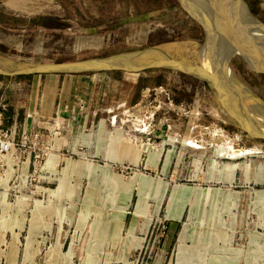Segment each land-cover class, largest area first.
I'll list each match as a JSON object with an SVG mask.
<instances>
[{
  "label": "rangeland",
  "instance_id": "374dc122",
  "mask_svg": "<svg viewBox=\"0 0 264 264\" xmlns=\"http://www.w3.org/2000/svg\"><path fill=\"white\" fill-rule=\"evenodd\" d=\"M235 1L224 12L220 0H197L201 10L182 0H0V57L48 63L164 46L162 55L206 64L264 101L255 51L264 39L234 26L264 32V0ZM187 9L211 16L201 18L213 28L205 26L208 40ZM152 10L159 13L148 21L115 25ZM31 17L57 25L32 26ZM222 19L234 30L227 24L224 33ZM198 69L209 82L149 69L169 80L138 108L155 112L151 130L71 129L56 115L41 139L32 119L21 138L15 125L2 129L28 83L1 79L14 87L0 99V264H264V140L234 126L216 94L221 84ZM224 80L225 95L242 94ZM104 152L118 158L106 166Z\"/></svg>",
  "mask_w": 264,
  "mask_h": 264
},
{
  "label": "crops",
  "instance_id": "0c3cea01",
  "mask_svg": "<svg viewBox=\"0 0 264 264\" xmlns=\"http://www.w3.org/2000/svg\"><path fill=\"white\" fill-rule=\"evenodd\" d=\"M168 83L165 70L35 74L26 86L22 85L27 93L22 100L24 105L19 107L10 102L7 106L11 118L2 129L10 131L15 125V135L21 138L31 130L28 127L32 119L33 137L37 133L41 139L51 131V120L59 115L68 122L71 129H84L96 123L102 128L119 124L130 130L142 124L151 130L154 128L155 112L138 108L144 105L150 94L162 90ZM14 85L19 87L21 84ZM1 87L3 98L7 89L14 86L0 82ZM20 124H23L22 128ZM40 147L43 148V145L40 144ZM112 157L114 160L118 158L116 153L104 152V165L110 166L113 163ZM53 161L56 159H49V163Z\"/></svg>",
  "mask_w": 264,
  "mask_h": 264
},
{
  "label": "water",
  "instance_id": "95a60500",
  "mask_svg": "<svg viewBox=\"0 0 264 264\" xmlns=\"http://www.w3.org/2000/svg\"><path fill=\"white\" fill-rule=\"evenodd\" d=\"M227 5V3H226ZM228 6V5H227ZM248 11V10H247ZM249 12V11H248ZM159 13V10H152L136 15H131L118 19L115 25H123L127 23H141L150 20ZM250 14V13H249ZM251 15V14H250ZM252 16V15H251ZM253 17V16H252ZM258 22V21H257ZM259 23V22H258ZM203 28L204 25L201 22ZM260 24V23H259ZM262 25V24H261ZM264 26V25H262ZM205 31V28H204ZM205 35H207L205 31ZM256 42V43H255ZM259 46L260 42L254 41ZM164 46L154 47L150 49H142L139 51L123 52L110 56L90 57L79 60L57 61L48 63L23 62L14 59H6L0 57L3 66H0V75L16 76L26 74H49V73H70V72H89V71H127L140 72L148 69L165 68L175 69L183 72H190L208 81L209 74L199 72L198 65L192 66L174 57H166L162 55ZM259 49H255L256 53ZM261 52L259 51V54ZM260 58L264 61V55L260 54ZM197 70H196V69ZM264 71V68H259ZM211 78V76H209ZM220 78V77H219ZM214 79V77H212ZM221 79V78H220ZM217 79L222 85L215 86L216 94L220 96L221 103L228 116L236 123L234 126L245 131L252 137L264 140V132L256 131L254 128H264V101L252 92L244 91L242 94L237 92L224 94L226 88L223 80Z\"/></svg>",
  "mask_w": 264,
  "mask_h": 264
},
{
  "label": "bare ground",
  "instance_id": "6f19581e",
  "mask_svg": "<svg viewBox=\"0 0 264 264\" xmlns=\"http://www.w3.org/2000/svg\"><path fill=\"white\" fill-rule=\"evenodd\" d=\"M183 1V4H184V2L186 3V4H188L193 10H197V8H198V10H201V4L199 3V2H197V0H182ZM211 2V1H210ZM220 2L222 3V6H223V8L221 7V9H223V11L225 12V10L226 11H229L230 9H232V8H236V6L237 5H239V4H237V2L235 1V0H220ZM226 3H227V5H226ZM240 11L238 12V13H240V17L241 18H243V19H245V20H247V17H246V14L244 13V10H242L243 8L242 7H240ZM188 10V9H187ZM189 11V10H188ZM190 12V11H189ZM200 12V14H201V18H203L204 16H206L205 15V13H203V11H199ZM191 13V12H190ZM192 14V13H191ZM196 19H198L200 22H205V21H202L201 20V18L199 17V16H197V15H195V14H192ZM209 17H211V16H209ZM209 17H207V18H205L204 17V19H208ZM213 19V18H212ZM211 19V20H212ZM214 20V19H213ZM208 21L209 22H211L210 21V18L208 19ZM206 22H207V20H206ZM213 22V21H212ZM250 22V21H249ZM208 23V22H207ZM226 23V24H225ZM220 25H221V27H222V31L225 33L226 32V29H227V24L229 25V27L231 28V29H233V27H231L232 26V22H230V21H227V20H221L220 21V23H219ZM204 25V24H203ZM212 25H213V23H212ZM234 25V24H233ZM205 26H207V25H205ZM204 26V28H205V31H206V27ZM235 26V28L240 32V33H244V31L245 32H247L249 35H251V36H255V39L256 40H261V39H264V34H262V33H264V32H262V30L261 31H259V30H257L258 29V27H256V28H253V25H251V23H249L248 24V28L245 30V29H243V28H241V26H236V25H234ZM209 26H207V28H208ZM208 29H212L213 30V28H208ZM234 30V29H233ZM209 32V31H208ZM262 32V33H261ZM206 33H207V31H206ZM210 33V32H209ZM233 34H236V33H233ZM228 35V34H227ZM235 37H236V35H235ZM207 40H208V34H207ZM206 47H208V45L206 46ZM207 49V48H206ZM237 49H239L238 48V46H237ZM259 49V48H258ZM240 50H242V49H240ZM259 51L261 52V54L262 53H264V49H259ZM202 52V51H201ZM208 52H211L209 49H208ZM242 52V51H241ZM249 52L250 51H246L245 53L246 54H244V52H243V55H245V56H247V57H250L251 55H249ZM251 53V52H250ZM209 54V53H208ZM200 55H201V53H200ZM256 61V60H255ZM254 62V61H253ZM225 64H226V62H225ZM208 65H209V63H208ZM0 66H3V62L2 61H0ZM201 66V65H200ZM201 68H203V69H205L206 71H209L210 72V74L211 75H213V77H215L216 78V82H217V79H220L222 76H223V78H221V79H225V80H227L228 82L229 81H231L232 82V85L237 89V91H240L241 90V85H237V83L236 82H234L231 78H228L229 76H228V74H224L223 72H216L217 70H213L212 68L210 69V67L209 66H206V64H204V66H201ZM207 68V69H206ZM197 70V69H196ZM200 72V71H199ZM202 72V71H201ZM208 72V73H209ZM203 73V72H202ZM205 73H207V72H205ZM227 75V76H226ZM220 77V78H219ZM220 79V80H221ZM224 80V81H225ZM217 84H218V82H217ZM220 84V83H219ZM218 84V85H219ZM241 92V91H240ZM256 128V127H255ZM258 130H260L261 132H264V128H259Z\"/></svg>",
  "mask_w": 264,
  "mask_h": 264
},
{
  "label": "trees",
  "instance_id": "16d2710c",
  "mask_svg": "<svg viewBox=\"0 0 264 264\" xmlns=\"http://www.w3.org/2000/svg\"><path fill=\"white\" fill-rule=\"evenodd\" d=\"M14 22H18V20L14 19ZM29 24L36 27H49V26H55L56 21L54 18H45V17H31L29 18ZM7 76L0 75V80L4 79ZM33 75L26 74V75H16L12 76L11 79L16 80L18 82H26L29 83ZM2 97V91L0 89V99ZM232 130H234L232 128Z\"/></svg>",
  "mask_w": 264,
  "mask_h": 264
},
{
  "label": "built area",
  "instance_id": "2783aa9c",
  "mask_svg": "<svg viewBox=\"0 0 264 264\" xmlns=\"http://www.w3.org/2000/svg\"><path fill=\"white\" fill-rule=\"evenodd\" d=\"M1 117H2V115L0 113V119H1ZM5 135H6V131L1 133V136L5 137ZM0 144L4 147V149H6L7 145L4 142L0 141Z\"/></svg>",
  "mask_w": 264,
  "mask_h": 264
}]
</instances>
